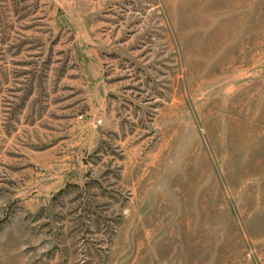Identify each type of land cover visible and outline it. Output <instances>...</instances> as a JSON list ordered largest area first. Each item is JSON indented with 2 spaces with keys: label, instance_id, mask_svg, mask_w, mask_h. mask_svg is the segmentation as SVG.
Wrapping results in <instances>:
<instances>
[{
  "label": "rangeland",
  "instance_id": "obj_1",
  "mask_svg": "<svg viewBox=\"0 0 264 264\" xmlns=\"http://www.w3.org/2000/svg\"><path fill=\"white\" fill-rule=\"evenodd\" d=\"M0 264H264V0H0Z\"/></svg>",
  "mask_w": 264,
  "mask_h": 264
}]
</instances>
